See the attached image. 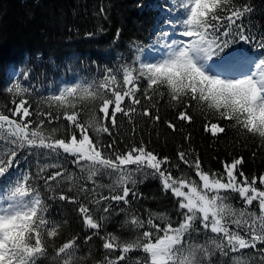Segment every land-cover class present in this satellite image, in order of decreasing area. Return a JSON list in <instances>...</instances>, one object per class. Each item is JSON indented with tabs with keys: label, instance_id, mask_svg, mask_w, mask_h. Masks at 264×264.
Here are the masks:
<instances>
[{
	"label": "snow or ice",
	"instance_id": "6c2138e0",
	"mask_svg": "<svg viewBox=\"0 0 264 264\" xmlns=\"http://www.w3.org/2000/svg\"><path fill=\"white\" fill-rule=\"evenodd\" d=\"M170 11L179 13L176 20L166 21L173 31L159 35L171 39L138 68L123 66L122 81L108 69L98 81L57 89L35 108L25 98L31 95L29 88L19 80L6 87L19 99L11 100L15 107L9 114L0 109V264H264V247H258L264 245V174L246 176L242 157L225 162L219 174L206 172L198 156L190 159L188 152L179 151V161L194 170L197 182L143 143L121 151L114 140H101L103 134L112 135L109 123L118 126L117 114L131 122L136 106L144 117L159 122V100L166 95L181 109L180 121L191 124L194 117L188 110L197 108L205 119L203 130L213 138L226 132L221 122L227 121L228 128L258 137L264 145V36L253 35L250 22L245 23L254 9L237 0H178ZM18 75L29 79L27 70ZM142 98L152 103L144 106ZM85 101L86 120L81 117L84 108L78 107ZM42 103L50 110L42 111ZM61 119L67 126L54 125ZM167 127L179 130L171 121ZM29 156L45 160L35 174L21 170ZM68 163L79 177L66 172ZM48 169L58 171L45 175ZM147 178L158 179L162 191L175 198L178 220L148 213L145 221L132 212L133 201L144 198L137 185ZM36 180L43 181V189ZM55 198L78 205L83 225L91 230L82 243L87 246L98 237L101 259H95L91 248L82 251L78 236L57 243L68 221L49 215L48 201ZM236 199L242 207L234 205ZM121 213L127 239L106 231Z\"/></svg>",
	"mask_w": 264,
	"mask_h": 264
},
{
	"label": "trees",
	"instance_id": "16d2710c",
	"mask_svg": "<svg viewBox=\"0 0 264 264\" xmlns=\"http://www.w3.org/2000/svg\"><path fill=\"white\" fill-rule=\"evenodd\" d=\"M144 1L0 0V109L9 114L7 110L15 107L11 100L19 99L6 92L2 76L5 67L21 61L25 53L30 57L26 68L36 75L40 88L54 86L61 77H67L66 74L83 73L85 79H94L96 76L99 80L106 70L111 69L106 66L116 54L120 64L118 72L114 74L122 81L123 66L131 65L138 68L136 62L140 54L149 53L158 45L166 43L165 38L159 35L162 31L160 30L162 22L156 12L149 10L148 5L143 6ZM237 3L251 5L254 11L250 18H246L245 23L250 22L253 35L264 36V0H237ZM43 58L49 59L47 66L44 65ZM25 98L29 99L33 108L43 99L37 96ZM151 103L142 98V105L148 106ZM125 104L130 105V101L126 99ZM85 105L87 101L78 107L84 108L81 117L86 120L88 107ZM136 107L137 112L132 114L131 122L128 117L117 114L118 126L116 128L110 126L114 132L107 136L106 143L114 140L115 147L121 151H125L130 145L138 147L143 143L160 158L167 157L173 165L178 164L184 173L191 168L179 161L177 155L179 151L188 152L190 159L198 156L202 168L209 173L222 174L225 162L242 157L244 164L240 167L246 176L251 178L264 174V145L260 143L258 137L240 134L237 130L228 128L227 121H222L221 123L226 126V132L213 138L203 130L205 119L197 108L192 107L188 110L194 117L191 124L180 121L178 111L181 109L168 102L166 95L164 99L159 100L158 114L161 118L159 122L144 117L141 114V106ZM40 108L42 111L50 110L47 104L43 103ZM52 111L55 115V110ZM152 114H156L155 108ZM97 115L101 116L100 113ZM168 121L174 123L179 130L173 132L169 129ZM56 123L67 126L68 122L61 119L59 122L54 121V125ZM189 134L190 139H185ZM173 171H176L175 168ZM66 172L74 174V179L81 175L77 170L68 169ZM76 182L84 183L83 180ZM103 182L108 183V177H104ZM87 186L91 187V183L89 182ZM137 191L142 193L144 198L137 201L132 208L135 215L146 221L148 213H167L175 219L176 205L172 203L171 194L162 191L158 182L140 183L137 185ZM67 194L71 196L74 193ZM103 194L108 193L103 190ZM80 197L82 199V193ZM82 202L86 203L83 199ZM48 204L51 217H55L59 222L65 219L68 221L62 225L57 243L78 236V244L81 245L82 251L91 248L95 259H101L103 242L98 237H93L87 246L82 243L91 230L83 225L77 211L78 205L61 202L58 198L48 201ZM255 205L257 206L256 202ZM99 215L96 213L97 219ZM124 219V213L114 216L113 221L107 224L106 231L126 239L130 238L127 229L120 227ZM154 223L159 221L154 220ZM244 251L251 253L253 250ZM131 255L136 256L135 252Z\"/></svg>",
	"mask_w": 264,
	"mask_h": 264
}]
</instances>
